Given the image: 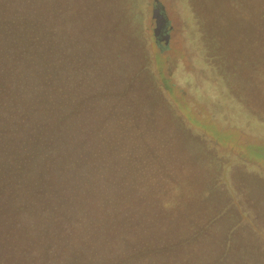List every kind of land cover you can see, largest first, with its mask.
I'll return each instance as SVG.
<instances>
[{"label":"trees","instance_id":"obj_1","mask_svg":"<svg viewBox=\"0 0 264 264\" xmlns=\"http://www.w3.org/2000/svg\"><path fill=\"white\" fill-rule=\"evenodd\" d=\"M63 2L0 0V264H264L254 226L225 232L224 211L161 204L137 128L150 113L126 110L116 51L102 55Z\"/></svg>","mask_w":264,"mask_h":264},{"label":"rangeland","instance_id":"obj_2","mask_svg":"<svg viewBox=\"0 0 264 264\" xmlns=\"http://www.w3.org/2000/svg\"><path fill=\"white\" fill-rule=\"evenodd\" d=\"M63 3L69 18H85L81 26L88 39L95 31L93 42L102 55L107 49L116 51V71L125 76L118 92L131 104L121 109L140 117L141 109L150 113L137 128L146 131L154 150L150 163L159 162L158 173L149 172L145 181L159 187L161 204L224 211L219 226L225 232L239 224L254 226L264 252V125L250 117L255 124L247 129L242 118L249 112L264 118L260 1ZM160 13L167 21V46L154 35ZM142 99L144 106L132 107ZM199 192L210 198L204 201ZM244 234L253 240L247 231L236 238L244 241Z\"/></svg>","mask_w":264,"mask_h":264},{"label":"water","instance_id":"obj_3","mask_svg":"<svg viewBox=\"0 0 264 264\" xmlns=\"http://www.w3.org/2000/svg\"><path fill=\"white\" fill-rule=\"evenodd\" d=\"M164 18H163V15L162 14H158V19H157V21H156V23H155V28H156V30H155V32H154V35H155V37L157 38L158 37V35L160 34V32H161V30H160V27L161 26H163L164 25ZM161 40H163V44H164V46H167L168 45V36H167V34L166 35H164L162 38H161ZM160 40V41H161ZM159 41V42H160Z\"/></svg>","mask_w":264,"mask_h":264},{"label":"flooded vegetation","instance_id":"obj_4","mask_svg":"<svg viewBox=\"0 0 264 264\" xmlns=\"http://www.w3.org/2000/svg\"><path fill=\"white\" fill-rule=\"evenodd\" d=\"M160 14H162V13H160ZM164 18V25L163 26H161L160 27V30H161V32H160V34L158 35V37H157V43L161 40V38L164 36V35H166L167 34V21H166V19H165V17H163Z\"/></svg>","mask_w":264,"mask_h":264}]
</instances>
